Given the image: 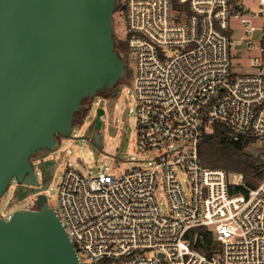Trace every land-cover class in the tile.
I'll list each match as a JSON object with an SVG mask.
<instances>
[{"label": "built area", "instance_id": "1", "mask_svg": "<svg viewBox=\"0 0 264 264\" xmlns=\"http://www.w3.org/2000/svg\"><path fill=\"white\" fill-rule=\"evenodd\" d=\"M118 4L123 56L135 60L127 82L136 144L159 153L146 168L117 176L106 166L84 176L67 163L56 213L79 263L264 264V178L250 187L240 173L204 166L197 153L212 125L264 150V0ZM243 42L252 70L239 73L231 67L239 51L232 50ZM197 228L210 232L209 244Z\"/></svg>", "mask_w": 264, "mask_h": 264}, {"label": "water", "instance_id": "2", "mask_svg": "<svg viewBox=\"0 0 264 264\" xmlns=\"http://www.w3.org/2000/svg\"><path fill=\"white\" fill-rule=\"evenodd\" d=\"M116 8V0H0V200L12 181L39 185L31 156L74 138L84 98L117 93L126 61L115 48ZM103 113L97 106L95 131L78 138L99 146ZM35 202L0 217V264H80L46 196Z\"/></svg>", "mask_w": 264, "mask_h": 264}, {"label": "rangeland", "instance_id": "3", "mask_svg": "<svg viewBox=\"0 0 264 264\" xmlns=\"http://www.w3.org/2000/svg\"><path fill=\"white\" fill-rule=\"evenodd\" d=\"M258 24L257 22L254 23ZM113 34L116 40L123 42L126 35L125 21L121 11H116L112 18ZM234 39L242 36L241 31L234 29ZM255 45L258 39L253 37ZM239 51L231 59L232 70L242 73L251 69L250 60L252 50L248 51L246 42L237 45L232 50ZM239 60L240 64H236ZM128 72L135 69V60L132 54L127 58ZM101 106L104 110L100 117L101 125L96 130L99 136V146L94 145L90 140L80 139L81 136H92L95 131L93 120L95 108ZM135 98L133 89L128 82H122L114 96L101 97L96 95L87 108L84 116L74 119L72 124V139L60 138L59 145L54 151L41 150L31 156L30 162L33 165L36 179L39 182L37 187L16 184L12 181L0 200V217L7 219L11 212L17 208H29L35 196L42 193L46 196V204L57 211L58 187L60 178L67 163L82 175L86 176L107 167L111 175H120L133 168H146L147 162L152 160L159 152L152 150H141L136 144V119H135ZM245 152L259 155L264 161V150L250 143L246 146ZM49 170V177H44V171ZM178 176L184 182V174L178 171ZM185 185V182L183 183ZM157 201L165 210L166 203L161 183L158 182L156 192ZM83 264H91L83 261Z\"/></svg>", "mask_w": 264, "mask_h": 264}, {"label": "trees", "instance_id": "4", "mask_svg": "<svg viewBox=\"0 0 264 264\" xmlns=\"http://www.w3.org/2000/svg\"><path fill=\"white\" fill-rule=\"evenodd\" d=\"M117 8L119 9V1ZM116 40V39H115ZM116 50L125 55L126 45L123 42L116 40ZM130 78V73L126 69L124 77L117 83L127 82ZM109 95V91H103L99 95ZM89 103L87 98L81 101L82 107L75 112V118L84 116L87 113L86 105ZM74 123V120L72 124ZM250 138L233 140L227 136L226 130L220 125H212L211 130L204 133L197 145V153L202 164L209 168H220L226 172H235L242 174L244 181L250 187L256 186L264 178V161L259 155H253L245 152V148L250 144ZM198 233L202 237V241L209 244L211 241L210 232L205 228H197ZM199 243H196L197 246Z\"/></svg>", "mask_w": 264, "mask_h": 264}, {"label": "flooded vegetation", "instance_id": "5", "mask_svg": "<svg viewBox=\"0 0 264 264\" xmlns=\"http://www.w3.org/2000/svg\"><path fill=\"white\" fill-rule=\"evenodd\" d=\"M109 96L110 95H106V94H103V95H101V97H108L109 98ZM94 118H95V116H94ZM94 120H93V126H92V128L94 127ZM30 209H38V206H37V204H36V202H35V198L33 199V203H32V205L29 207Z\"/></svg>", "mask_w": 264, "mask_h": 264}]
</instances>
